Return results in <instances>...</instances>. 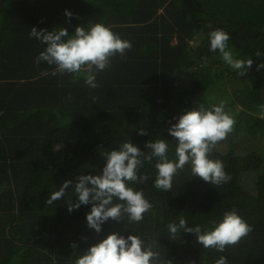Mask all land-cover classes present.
<instances>
[{
	"label": "trees",
	"instance_id": "obj_1",
	"mask_svg": "<svg viewBox=\"0 0 264 264\" xmlns=\"http://www.w3.org/2000/svg\"><path fill=\"white\" fill-rule=\"evenodd\" d=\"M88 23H102L132 44L97 73V88L83 76L73 82L70 74L53 76L54 66L46 62L35 64L46 46L29 38L32 27L74 34ZM217 28L230 35L235 58L253 60L245 76L225 64L218 50L210 51L208 33ZM262 62L264 0H0V264H73L113 232L138 233L162 264H215L221 256L227 264H264ZM221 101L236 123L211 158L223 162L230 182L213 186L186 166L172 189L161 192L152 186L153 158L138 173L149 175L147 183L129 184L153 205L138 224L110 219L97 235L87 226L91 205L69 213L77 177L102 174L105 153L124 142L147 153L146 142L159 138L168 140L169 159H175L178 141L167 132L173 118ZM141 128L148 135H139ZM241 131L248 141L238 143ZM250 176L252 189L244 184ZM69 180L62 199L47 205ZM232 209L253 230L224 252L205 249L195 233L173 236L167 228L182 217L206 232Z\"/></svg>",
	"mask_w": 264,
	"mask_h": 264
},
{
	"label": "clouds",
	"instance_id": "obj_2",
	"mask_svg": "<svg viewBox=\"0 0 264 264\" xmlns=\"http://www.w3.org/2000/svg\"><path fill=\"white\" fill-rule=\"evenodd\" d=\"M65 15L71 18L73 13L66 10ZM33 37L46 46L35 59L37 66L42 61L46 62L49 66H54L51 73L53 76L70 74L73 82L83 76L84 83L92 89L99 86L96 81L97 73L109 68L112 58L117 54L123 57L132 48L130 41L123 40L102 23L77 26L74 34L63 27L51 31L32 27L29 38ZM208 37L210 51L215 53L218 50L225 64L237 71L239 76H245L252 67L253 60L233 56L228 45L230 35L217 28L210 31ZM261 55L257 50L255 56ZM260 69H264V62L257 65V70ZM42 74L47 75L46 72ZM68 98L71 99V96ZM224 108L223 101L208 107L202 104L196 109L184 110L181 115L173 118L176 122H170L167 132L178 141L175 159H169L168 140L159 138L146 142L145 147L150 150L147 153L132 142H124L119 145L118 150L105 153L106 163L102 174L77 177L78 182L74 185L77 201L75 204L68 202L69 213L79 209L81 205H91L86 221L88 228L93 229L97 235L102 233V226L110 219L115 222L127 220L128 225L138 224L153 205L145 197L143 190H135L129 184L147 183L149 175L138 173L145 161L152 163L153 158H156V174L152 186L161 192L172 189L174 176L184 171L186 166L190 168L192 176H198L213 186L230 182L231 176L225 171L223 162L211 158L217 144L227 139L236 123ZM260 116L264 118V111H261ZM138 134L144 136L148 132L141 128ZM71 184L72 181H65L59 190L52 192L46 201L47 205L60 201ZM167 228L173 236L180 230L195 233L197 243L202 244L205 249L214 248L218 252H224L226 248L238 244L253 230L235 209L226 211L222 220L213 222L212 229L206 232H202L199 225L189 227L182 217L178 224L169 223ZM71 247L75 249L76 243L73 242ZM73 264H162V261L160 253L146 247L144 239L138 233L124 236L113 232L86 249ZM163 264H173V261L166 260ZM215 264H227V257L221 256Z\"/></svg>",
	"mask_w": 264,
	"mask_h": 264
},
{
	"label": "rangeland",
	"instance_id": "obj_3",
	"mask_svg": "<svg viewBox=\"0 0 264 264\" xmlns=\"http://www.w3.org/2000/svg\"><path fill=\"white\" fill-rule=\"evenodd\" d=\"M245 136L247 137V135H246L245 133H243L242 131H241L240 133H238V139H237V142H238V143H241V142H244V141H246V140L248 141V139H246ZM227 144H228V142L222 144V145H221V146H222V149H224V148L227 146ZM247 145H250V143H247ZM242 146H243V145H242ZM242 146H238L239 151L242 150ZM261 146H264V144H261ZM254 183H255V182H254V178H252V176H250V177H244V184H245L248 188L252 189V186H253Z\"/></svg>",
	"mask_w": 264,
	"mask_h": 264
}]
</instances>
